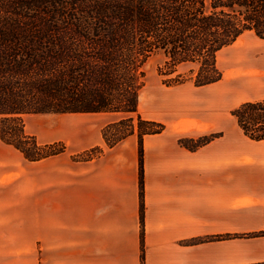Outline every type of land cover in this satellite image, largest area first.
<instances>
[{"label": "crops", "instance_id": "0c3cea01", "mask_svg": "<svg viewBox=\"0 0 264 264\" xmlns=\"http://www.w3.org/2000/svg\"><path fill=\"white\" fill-rule=\"evenodd\" d=\"M217 117L153 119L165 129L142 140L143 213L138 135L109 146L107 124L54 136L46 125L43 143L78 144L27 171L0 140V193L22 196L27 183L31 199L29 223L0 200V264H264V141ZM200 130L219 136L196 150L180 142Z\"/></svg>", "mask_w": 264, "mask_h": 264}, {"label": "trees", "instance_id": "16d2710c", "mask_svg": "<svg viewBox=\"0 0 264 264\" xmlns=\"http://www.w3.org/2000/svg\"><path fill=\"white\" fill-rule=\"evenodd\" d=\"M247 33L264 39V0H0L1 138L37 160L52 151L31 152L26 115H123L116 126L139 130L143 213L142 140L165 129L140 115L135 125L144 66L161 55L160 75L175 74L170 85L208 86L223 77L219 52ZM231 114L246 136L264 141V98ZM103 135L109 146L123 139L108 138L106 129ZM217 136L180 142L196 150Z\"/></svg>", "mask_w": 264, "mask_h": 264}, {"label": "rangeland", "instance_id": "374dc122", "mask_svg": "<svg viewBox=\"0 0 264 264\" xmlns=\"http://www.w3.org/2000/svg\"><path fill=\"white\" fill-rule=\"evenodd\" d=\"M217 65L222 71L223 77L214 84L197 87L193 81L187 80L182 84L170 85L171 83L166 82V79L174 77L175 74L165 77L160 75L159 67L162 66V56L154 55L144 66L145 78L144 86L139 92L138 114L133 116L135 125H137V115L146 120L156 121L153 119L160 116L177 115L183 117L189 114L200 118L215 115L221 119H230L231 125H236V120L231 114L232 110L244 102L264 97V39L252 33L245 34L233 45L219 52ZM122 117L123 115L114 113L75 115H63V113L30 114L24 117V133L31 138L28 140V145L32 147L31 152L33 154H38L41 157L46 151H52V154L40 158L43 159L58 155L65 152L66 149L76 147L78 144V138L68 139L66 140L67 142H53L52 140V142L43 143V140L37 139L36 133L43 131L44 126L50 125L52 128L50 130L51 136H54L52 132L54 133L58 127L68 126L71 130L74 129L78 132L81 126L87 125L93 127L107 124L102 131L104 133V130H107L108 138L114 139L122 136L124 139L132 134H128L130 128L126 124L116 126V123ZM217 119L219 118L217 117ZM149 127L154 128L153 126ZM133 134L139 137L138 127H136ZM209 134V132L200 130L194 135L197 139ZM0 140H2L1 135ZM2 142L4 141L2 140ZM34 142L37 143L36 147H34ZM4 143L13 146L12 144ZM99 152V149L96 148L92 149L90 154L96 155ZM71 159L78 161V154L72 155ZM31 161L36 160H28L24 156L22 165L24 171L29 169ZM23 189L24 193H22V196L21 193H0V200L6 198L7 205L20 206L24 221L29 223L31 199L30 193H26L28 189L27 183H24ZM12 216H7V219L9 220Z\"/></svg>", "mask_w": 264, "mask_h": 264}]
</instances>
